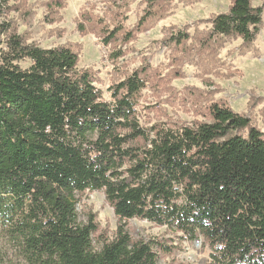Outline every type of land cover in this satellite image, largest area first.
Masks as SVG:
<instances>
[{"label":"trees","instance_id":"obj_1","mask_svg":"<svg viewBox=\"0 0 264 264\" xmlns=\"http://www.w3.org/2000/svg\"><path fill=\"white\" fill-rule=\"evenodd\" d=\"M252 2L231 0L209 37L253 42L263 7ZM10 30L0 24V218L32 262L159 264L156 248H170L134 238L127 223L138 218L203 240L207 264H264V132L250 117L216 102L210 121L144 127L141 73L112 85L107 101L73 48H43ZM86 191H103L119 219L113 239L98 235L100 247L96 215L77 209Z\"/></svg>","mask_w":264,"mask_h":264},{"label":"rangeland","instance_id":"obj_2","mask_svg":"<svg viewBox=\"0 0 264 264\" xmlns=\"http://www.w3.org/2000/svg\"><path fill=\"white\" fill-rule=\"evenodd\" d=\"M252 3L263 7V23L251 43L236 36L209 37L213 18L228 12L231 0H9L0 24L9 23V34H20L27 43L73 48L79 54L78 69L92 73L107 101L112 100V85L136 71L141 73L147 83L137 113L144 127L210 121L209 107L218 102L250 117L264 132V0ZM116 28L121 31L106 45L105 32ZM180 32L189 35L181 45L173 39ZM2 47L6 48L5 43ZM20 65L28 68L31 61ZM77 198L83 219L96 215V246L100 247L99 234L113 239L119 219L105 193L86 191ZM127 229L136 239L170 248H156L159 264H207L210 260L209 244L186 240L167 226L133 218ZM0 253L3 264H36L1 218Z\"/></svg>","mask_w":264,"mask_h":264}]
</instances>
